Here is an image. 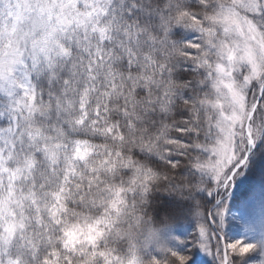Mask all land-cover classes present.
<instances>
[{"label":"snow or ice","instance_id":"obj_1","mask_svg":"<svg viewBox=\"0 0 264 264\" xmlns=\"http://www.w3.org/2000/svg\"><path fill=\"white\" fill-rule=\"evenodd\" d=\"M0 264H264V0H0Z\"/></svg>","mask_w":264,"mask_h":264},{"label":"rangeland","instance_id":"obj_2","mask_svg":"<svg viewBox=\"0 0 264 264\" xmlns=\"http://www.w3.org/2000/svg\"><path fill=\"white\" fill-rule=\"evenodd\" d=\"M231 235H232V237H230L231 239L238 238V237H237V234H235V233H232Z\"/></svg>","mask_w":264,"mask_h":264}]
</instances>
